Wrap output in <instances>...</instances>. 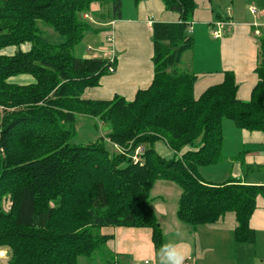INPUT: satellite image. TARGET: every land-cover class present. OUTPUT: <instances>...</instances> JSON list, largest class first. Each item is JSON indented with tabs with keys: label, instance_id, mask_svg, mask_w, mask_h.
Masks as SVG:
<instances>
[{
	"label": "trees",
	"instance_id": "16d2710c",
	"mask_svg": "<svg viewBox=\"0 0 264 264\" xmlns=\"http://www.w3.org/2000/svg\"><path fill=\"white\" fill-rule=\"evenodd\" d=\"M161 1L180 19L153 23L154 78L128 101L120 95L83 98L116 65L105 57L75 54L87 34L104 29L85 15L118 19L122 0H0V51L18 47L13 55L0 53V246L11 249L3 264H84L82 257L98 255L109 264L113 255L105 248V226L151 228L160 247L163 232L151 197L157 179L181 185L177 217L182 222L197 227L234 212L235 240L254 238L249 222L264 186L208 183L199 168L220 161L224 119L264 131V32L258 82L249 100L237 97L232 71L196 98V74L178 67L195 44L190 32L195 0ZM27 42L31 49L24 52L20 47ZM20 74L36 81H9ZM78 114L106 123L109 140L122 148L144 144L139 160L112 152L102 139L74 143ZM158 140L167 143L172 157L155 150Z\"/></svg>",
	"mask_w": 264,
	"mask_h": 264
},
{
	"label": "crops",
	"instance_id": "0c3cea01",
	"mask_svg": "<svg viewBox=\"0 0 264 264\" xmlns=\"http://www.w3.org/2000/svg\"><path fill=\"white\" fill-rule=\"evenodd\" d=\"M122 1L120 18L103 26L108 30L111 45L107 47L105 42L99 41V53L89 55L82 51V57H105L116 65L115 72L104 75L99 85L84 91L85 99L109 100L120 95L132 101L138 90L148 88L155 74L152 25L155 21L180 19L177 13L167 10L161 0ZM195 3L190 26L195 44L184 52L178 64L196 74L194 96L198 98L209 86L221 83L224 73L232 71L238 84L237 97L249 100L258 82L256 69L261 61L259 38L264 32V0H195ZM252 7L256 8L255 13L251 12ZM217 21L225 23L224 34L219 38L212 35ZM20 49L27 52L31 44L24 43ZM17 50L16 46H8L0 53L13 55ZM190 52L192 56L187 58ZM9 81L27 85L36 80L30 74H20ZM3 114L0 106V122ZM222 129V157L216 164L203 166V173L199 168L200 177L215 184L237 182L264 186V131L241 129L231 119H224ZM159 142L169 149L168 156L159 152ZM154 147L165 158L173 156L164 140L156 141ZM182 191L176 195L177 208L171 211L164 197L162 202L154 203L155 198L152 201L162 228L163 243H176L185 260L192 264H264V196L256 198V208L249 222L254 238L246 242L235 240L238 223L234 212H227L215 223L197 227L179 220L177 210ZM177 232L181 235L177 236ZM101 233L108 236L105 248L113 255L109 264H160L161 246H155L151 228L105 226Z\"/></svg>",
	"mask_w": 264,
	"mask_h": 264
},
{
	"label": "rangeland",
	"instance_id": "374dc122",
	"mask_svg": "<svg viewBox=\"0 0 264 264\" xmlns=\"http://www.w3.org/2000/svg\"><path fill=\"white\" fill-rule=\"evenodd\" d=\"M104 11V10H103ZM88 17L93 23L95 27H103L105 26V23H109V22H103V21H107L110 18V15L107 14L105 18H100V19H95L91 16V14H87ZM40 26L43 29H47L48 33H52V29L45 27L42 23H40ZM106 27V26H105ZM107 35H108V30L107 29H102L101 31L97 32V33H91V34H87L85 37L87 38H83L81 41L78 42L76 48H75V54L77 56H83L84 54H82V51H86L89 55H92L93 53H99L98 48V42H105L104 44H106V46H110L111 43L108 41L107 39ZM5 49V48H3ZM1 49V50H3ZM190 55H187V58L189 56H192V52L189 53ZM116 67V66H115ZM178 67H182L184 68L185 66H182V64H180V66ZM116 69V68H115ZM107 124L104 122H101L98 118L95 117H91L88 115H84V114H78L77 115V121L76 124L74 126L75 128V136L74 138H72V141L74 143H86V142H90V141H97L99 139L104 140L105 142H107L108 147L110 148V150L112 152H123L126 153L127 155H131L134 154V151L136 148L138 147H142L144 149V144H140L138 146H136L134 149V143L131 142L128 146V148H122L120 146H118L117 144L111 142L108 138V129L106 128ZM157 148L159 149V152L162 154H165V156H168L170 153L169 149L166 148L165 144L163 142H159L157 144ZM200 172L203 173V166L200 167ZM181 185L175 181H170L167 179H157L152 186L151 189V197L155 198V202L154 203H158V202H162L163 199L162 197H164L165 199V203L168 207V209L171 211L173 209L177 208V202H178V198H177V194L179 195V193H181ZM11 206H9V208H4L6 211H9L11 209ZM11 252V249L9 246L4 245V246H0V264H3L4 261L6 260V257H9ZM101 257L98 255L95 257H92L90 259H87L85 257H82L81 260L84 264H93V263H97L100 264L99 262H101L102 260L100 259ZM111 259V255H107V262Z\"/></svg>",
	"mask_w": 264,
	"mask_h": 264
},
{
	"label": "clouds",
	"instance_id": "9594fccd",
	"mask_svg": "<svg viewBox=\"0 0 264 264\" xmlns=\"http://www.w3.org/2000/svg\"><path fill=\"white\" fill-rule=\"evenodd\" d=\"M177 236L181 234L176 233ZM185 255L174 242L163 243L160 247V264H185Z\"/></svg>",
	"mask_w": 264,
	"mask_h": 264
},
{
	"label": "built area",
	"instance_id": "2783aa9c",
	"mask_svg": "<svg viewBox=\"0 0 264 264\" xmlns=\"http://www.w3.org/2000/svg\"><path fill=\"white\" fill-rule=\"evenodd\" d=\"M251 12H252V13H255V12H256V8H255V7H252V8H251ZM85 16L88 17L87 14H86ZM226 24H227V26H230V25H231L230 23H226ZM224 25H225V23H224L223 21H217V22L215 23V27H216V29H213V30H212V35H213V37H215V38H219V37H221V36L224 34V29H223ZM190 32H191V30H190ZM112 62H113V61H112ZM115 70H116V69H115L114 66H112V65L109 66V72H110V73L115 72ZM143 150H144V149H143L142 147H138V148H136L135 151H134V154H131V158H132V160H133V161H138L139 158H140V154L143 152ZM185 264H192V262L189 261V260H185Z\"/></svg>",
	"mask_w": 264,
	"mask_h": 264
}]
</instances>
